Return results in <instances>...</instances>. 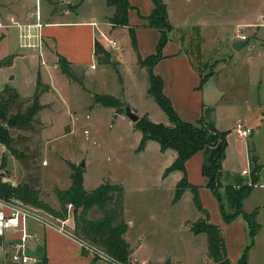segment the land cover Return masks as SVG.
<instances>
[{
    "label": "crops",
    "instance_id": "obj_1",
    "mask_svg": "<svg viewBox=\"0 0 264 264\" xmlns=\"http://www.w3.org/2000/svg\"><path fill=\"white\" fill-rule=\"evenodd\" d=\"M36 1L0 0V17L6 20L7 16L12 14L21 20L25 19L27 11L34 8ZM62 1L68 3L67 9L57 6ZM87 1L92 3L90 9L85 8ZM39 2L42 6V20L44 21L40 30V40L42 42L38 46L22 47L20 37H18L19 31L16 27H0V49L8 53L15 52V58L18 56L17 54L23 55L22 51L26 48L37 49L41 55V62H45L48 66L54 61L55 63H52L54 66L59 65L56 69L59 68L64 72L60 65V56H63L70 66V71L72 70L71 78L78 81L77 75L73 72L75 66L85 74L97 69V63H106L107 61L98 62L95 56V34L97 26H100L118 39L128 38L127 44L123 39L120 46L114 48L103 46L106 51L112 50L113 52L112 57L109 55L110 63L106 64L117 62V64L121 63L125 66L127 58L131 57L132 62L138 65L143 78L147 79L145 78L147 69L146 66L139 63V55L144 58L146 55L155 52L160 36L159 29L150 25L148 18H146L154 8L152 0H129L133 6L128 9L127 19L134 26L135 42L129 34L127 25L116 24L108 19L112 15L115 6L107 4L105 0H44L45 4L42 0H39ZM165 2H167V13L173 28L167 30L168 39L161 47L162 56L154 62L153 71L161 76L162 91L168 97L172 108L182 119L192 122L203 118L205 122L213 124L218 131H226L225 154L221 167L216 172L215 182L220 190H223L228 184L234 186L252 185L250 192L243 199V208L249 212L257 210L256 220L261 226L254 235V244L248 249L249 264H264V100L258 103L257 97H248V94H243L244 98H238L239 95H234V93L227 94L226 84H220V74L222 69L226 67L227 60L220 59L216 61L213 64V70L206 73L203 78L199 69L192 62L187 47H185L186 35L184 32L189 26L197 28L201 37L199 54L203 59L208 58L212 49H215L216 46L220 49L216 48L217 53H214L215 55L220 56L224 52L226 54V51L233 47L234 41L228 40V38L234 33L235 18L241 19L240 21L248 25L256 23L259 19L263 20L261 0H254L249 9L245 10V15L237 16L234 19L225 13L226 10L229 11L230 9L229 0H165ZM213 3L214 5L211 6L210 4ZM257 3L261 4L258 6ZM94 22H96V25ZM208 29L211 31L212 29L223 30L217 38L218 44L216 46L206 44ZM256 29H262V27ZM236 38L240 39L239 37ZM229 46L230 48H228ZM245 46L250 47L252 44H249L247 40L242 47ZM2 57L0 55V64L3 60ZM248 57L247 55L245 59L246 65L250 66ZM219 69H221L220 73L218 72ZM52 75L50 68H47V80L50 83L45 82V84L55 90L53 85L57 87L58 85L53 80ZM37 77L40 81V73ZM26 81L29 82L30 80L26 77ZM132 81L131 88L136 86ZM78 82L86 88L83 81ZM123 83L124 85L121 87L118 96H124L125 102L129 103L132 109L137 111L139 115H148L153 121L168 122L166 113L162 119L152 117L151 112L140 105L138 98L133 96L131 91L129 94L125 93V82ZM6 85L1 87L0 90ZM148 85L149 80L143 88L146 90ZM11 86L15 87L19 98H24L23 95L26 92H22L18 84ZM38 87L39 82L35 91L38 90ZM101 92L105 91L99 93ZM106 106L113 108L109 105ZM119 114H125V112H116L115 116ZM128 119L130 120L129 117ZM239 120L250 127L247 136L239 135L235 130ZM138 132V139L141 140L142 132L140 129H138ZM208 137L210 142L195 151L185 161L184 165L189 181L199 185V197L209 213V221L219 224L223 229L228 257L232 262H236L241 257L243 249L250 243V226L242 214L237 215L230 221H225L220 210V202L207 185L208 178L202 171V165H209L213 161L219 144V139L214 130L208 129ZM151 146H153L156 153L164 155L165 159L159 168L157 181L146 189L148 192L142 197H157L156 191L160 190L165 182L167 183L168 180L172 179V184L170 192L164 198L165 200L154 206L146 215L141 216L139 212L133 211L129 200L125 198L127 187L122 181H119L124 187L122 215L127 226L123 235L131 248L129 260L133 264L163 263L167 259L170 260V264H203L207 259L208 242L206 233L202 231L195 233L189 228V221H194L201 213L194 204L190 189H185L179 199L174 200L173 198L176 182L181 177L182 170L174 169L170 173L164 172L165 167L176 158L177 153L170 147L161 150L159 142L152 138H148L142 148L137 146L135 148L144 154ZM83 160L84 164L81 165L83 167L82 183L85 189L94 188L104 180L119 183L111 180L110 177H104L95 186L85 185L88 171L86 158H83ZM137 184L136 188L141 189L144 187L142 180H139ZM183 194H188V198L194 204V214L178 221L185 231L184 236L182 232L174 228L178 205ZM225 208L232 210L229 203H226ZM148 216L157 220L161 227L142 229L141 218ZM69 221L70 218L66 220L70 229L74 224H70ZM26 225L28 231L36 233V238L30 237L25 241L24 252L32 256L33 259L30 262L21 264H113L111 261L96 256L82 247L79 242L80 237L76 234L73 235L70 232L58 230L52 226H44L43 223L31 217L28 218ZM159 232L164 234V241L162 240L160 244L158 242L154 243L152 239ZM19 239L20 233L18 230L7 229L0 233V264H20L13 262L11 259V245H14Z\"/></svg>",
    "mask_w": 264,
    "mask_h": 264
},
{
    "label": "rangeland",
    "instance_id": "obj_2",
    "mask_svg": "<svg viewBox=\"0 0 264 264\" xmlns=\"http://www.w3.org/2000/svg\"><path fill=\"white\" fill-rule=\"evenodd\" d=\"M229 1L230 9L225 13L234 19L237 16L245 15V10L249 9L254 0ZM261 3L264 15V0H261ZM261 3H257V5L259 6ZM210 5H214V3ZM91 7L92 3L87 1L85 8L90 9ZM235 19L236 23L233 21L235 23L234 33L228 40L235 41L240 29L248 35V42L252 46L239 49L229 46L230 50L228 49L226 54L224 52L217 56L214 54L217 53V49H220L216 46L217 38L223 30L212 29L211 31L208 29L206 44L216 46L217 49H212L210 56L203 59L196 46L197 42L201 40L199 32L195 26H189L184 31L186 35L185 47L201 75L212 71L216 61L227 60L226 67L222 69L223 73L221 69L218 70L219 73L221 72L220 84H226L227 94H238V98H244L243 94H248V97H257L259 103L264 100V18L249 25L244 24L243 21H240L241 19ZM259 27L262 29H256ZM123 39L127 44L128 38L123 37ZM123 39L117 38L119 46ZM22 52L23 55L17 54L18 56L15 58V52L8 53L0 49V55L3 56L0 64V88L7 83L14 86L18 84L22 92H26L25 95L22 94L26 98L25 100L17 98L5 112L2 110L0 112V187L5 184L27 183L39 188L40 198L50 203L59 213L61 207L54 193V187H65L70 183L69 160L81 166L80 162L86 158L88 173L85 185L95 186L104 177H110L116 182L122 181L127 187L125 198L129 200L133 211L139 212L141 216L146 215L154 206L162 203L166 194L170 192L172 179L165 182L162 188L156 191L157 197L145 198L142 196L148 192L146 189L157 181L159 168L164 163L165 156L156 153L153 146L149 147L144 154L137 151L135 147L139 148L141 140L138 139V129L140 128L136 122H131L125 114L115 116L116 112L124 113L122 105L111 108L96 102L92 95V92L95 91H105L118 96L124 85L123 82H125V93L129 94L131 91L133 96L138 98L140 105L151 112L152 117L157 119L165 117V109L159 105L148 88L146 90L143 88L149 78L147 75L145 76L147 79L143 78L142 72L140 73L138 65L132 62L131 57L127 58L125 66L121 63L117 64V62L106 64L110 63L109 55L111 56L113 53L112 50H107L106 63H97V69L90 73L83 74L75 66L73 72L77 75L78 81H83L86 87L84 88L71 76L65 75L66 73L59 68L56 69L59 65L54 66V61L48 66L45 62H41V55L37 49L26 48ZM247 55L250 66L246 65ZM42 56L44 57V55ZM113 60L115 61V59ZM47 68H50L53 74L52 78L58 85V87L53 85L55 90L45 84V82L50 83L47 80ZM38 73H40V81L37 77ZM26 77L30 80L29 82L26 81ZM37 80L39 82L37 94L41 107L34 119L25 125L10 126L8 120L11 114L23 112L33 100L32 94L37 87ZM132 80L136 85L133 88H131ZM120 97L124 99V96L120 95ZM170 172L171 170L167 173ZM139 180H142L144 184L141 189L136 188ZM3 195L0 189L1 199L7 202H21L15 197L7 199ZM27 205L37 212L47 215L57 224L62 223L65 228L78 235L76 232L78 222L72 203L67 204L65 218L30 203ZM80 209L81 207L78 208L77 214ZM177 210L174 228L182 232L184 236L185 231L178 221L194 214V204L188 198V194H183ZM99 214L96 206H92L88 212L89 217ZM68 218H70V224H74L70 229L66 222ZM141 226L142 229L160 228L161 224L148 216L141 218ZM163 238L164 234L159 232L152 241L160 244ZM82 239L86 240V238ZM95 245L104 250L102 246ZM106 252L112 256L107 250ZM112 257L120 262L133 264L129 258L128 261H121L116 256Z\"/></svg>",
    "mask_w": 264,
    "mask_h": 264
},
{
    "label": "trees",
    "instance_id": "obj_3",
    "mask_svg": "<svg viewBox=\"0 0 264 264\" xmlns=\"http://www.w3.org/2000/svg\"><path fill=\"white\" fill-rule=\"evenodd\" d=\"M107 4L114 5L115 9L108 17L111 22L116 24L127 25L129 34L133 42H135L134 26L129 23L127 19L128 9L133 6L129 0H105ZM154 8L150 14L146 16L148 23L159 29L160 36L157 43V50L146 55L144 58L139 55V63L146 66L147 78H149L148 91L152 93L157 102L168 117V122H157L149 118L148 115H141L135 122L139 126L142 136L139 148L145 144L148 138L156 139L161 150L170 147L173 148L177 156L165 168L167 173L170 170L181 169L182 175L176 182L174 191V200L179 199L180 195L185 189H190L192 198L197 209L201 213L194 221H189V228L193 232H205L208 242L206 260L203 264H249L248 249L254 244V235L260 228L259 222L256 220L257 210L245 211L243 208V199L250 192L252 185L234 186L228 184L223 190H220L215 182V175L217 170L221 167V162L225 154V146L227 144L226 131L220 132L216 127L205 122L203 118L196 121H188L182 119L178 113L172 108L171 103L162 91V78L153 71L154 62L162 56V45L168 39V32L173 28L168 13L167 2L165 0H152ZM200 41L196 46L200 49ZM95 56L98 61H105L107 56L106 50L100 41L94 43ZM60 65L68 76H72L68 62L60 56ZM203 78L205 75H201ZM38 90L33 94V100L27 105L26 109L21 113L11 114L8 124L21 126L29 123L34 119L37 110L41 103L38 97ZM95 101L109 106L124 105L125 100L120 96H115L106 92H93ZM19 98V94L15 87L6 85L0 90V112H5L13 102ZM208 129H212L219 139L217 154L209 165H202V171L207 176V185L212 189L214 195L220 202V210L225 221L234 219L237 215L242 214L250 226V243L243 249L241 257L232 262L227 255L226 242L222 227L214 222L209 221V213L206 211L199 197V185L191 183L187 177L185 168V161L191 157L195 151L203 148L210 140L208 137ZM71 169L70 184L67 187H54V193L60 202L61 212L57 210L46 200L40 198V189L30 186L27 183L5 184L0 187L3 197L17 198L25 204H32L34 206L46 209L49 212L59 214L65 218L67 214V204L72 203L74 206V213L77 217L76 228L77 234L81 238L98 244L104 250L110 252L112 256L118 257L121 261H128L129 253L131 251L130 245L124 237L126 221L122 215L123 209V185L119 183L104 180L99 185L89 190L83 186V167L68 161ZM226 203H229L232 210L225 208ZM92 206H96L99 211L98 216H90L88 212ZM81 207L77 214L78 208ZM149 264H170L167 259L163 263L152 262Z\"/></svg>",
    "mask_w": 264,
    "mask_h": 264
},
{
    "label": "built area",
    "instance_id": "obj_4",
    "mask_svg": "<svg viewBox=\"0 0 264 264\" xmlns=\"http://www.w3.org/2000/svg\"><path fill=\"white\" fill-rule=\"evenodd\" d=\"M94 23L96 25V22ZM43 24L44 21L42 20V6H40L39 0L36 1L34 8L27 11L25 19L21 20L12 14L7 16L6 20L0 17V27L14 26L18 29V37H20V45L22 47L38 46V44L42 42V40H40V30ZM95 35V41H100L104 47L106 46L114 48L118 46L117 38L109 34L100 26H97ZM237 35L240 39H244L246 41L248 40V35L242 32L240 29ZM235 130L239 135L247 136V134L250 132V127L246 126L243 121L239 120ZM29 217L40 221L44 226H52L58 230L70 232L71 234L75 235L73 232L65 228L62 223L57 224L47 215L37 212L30 206L28 207L27 204L22 202H7L0 198V233H3L7 229L18 230L20 233L19 241H16L14 245H11V259L15 263L18 262L21 264L30 262L33 259V257L27 255L23 249L26 240L30 239V237L36 238V233L28 231L27 229L26 224ZM79 242L81 246L90 253L92 252L96 256H99L105 260H109L113 264H126L116 260L105 250L96 246L92 242L83 240L82 238H79Z\"/></svg>",
    "mask_w": 264,
    "mask_h": 264
},
{
    "label": "water",
    "instance_id": "obj_5",
    "mask_svg": "<svg viewBox=\"0 0 264 264\" xmlns=\"http://www.w3.org/2000/svg\"><path fill=\"white\" fill-rule=\"evenodd\" d=\"M67 4L68 3L66 1H62V2H59L57 6H59L62 9H67L68 7ZM246 42L247 41L244 39H235V41L233 42V46L236 48H240L244 46ZM123 109H124L125 114L130 118L131 121L132 120L136 121L140 117L139 113L135 111L134 109H132L127 102H124ZM83 164H84V160L80 162V165H83Z\"/></svg>",
    "mask_w": 264,
    "mask_h": 264
}]
</instances>
